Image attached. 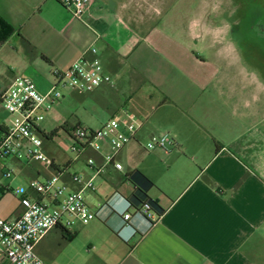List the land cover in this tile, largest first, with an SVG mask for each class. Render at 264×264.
<instances>
[{
  "label": "crops",
  "instance_id": "obj_1",
  "mask_svg": "<svg viewBox=\"0 0 264 264\" xmlns=\"http://www.w3.org/2000/svg\"><path fill=\"white\" fill-rule=\"evenodd\" d=\"M139 1L92 0L81 21L61 0H0V20L13 31L2 48L11 47L27 67L21 75L32 67L48 84L54 70H66L95 48L111 82L90 93L66 91L57 105L88 97L100 127L118 114H134L143 123L138 140L117 156L123 171L109 165L99 176L86 162L103 165L106 148L54 156L46 145L52 139L43 140V152L63 170L61 180L70 189H79L71 175L93 181L96 191L84 197L97 216L68 230L53 228L35 245V253L46 264H264V125L252 121L251 107L257 98L252 85L263 89L264 82L247 72L232 43L237 25L224 30L206 25L207 15L199 13L190 29L167 20L159 26L167 17L143 15L136 9ZM193 43L218 55L229 50L227 58L234 62L228 60L227 66H236L239 74H206L207 62ZM15 78L10 71L0 76V91ZM223 81L239 86L228 83L226 89ZM78 125L63 120L60 127L69 138ZM152 134H168L178 149L145 151ZM133 170L152 181L148 196L163 210L151 223L133 210L128 221L122 220L133 192L124 175ZM52 171L0 159V218L12 221L21 215L12 192L24 186L20 178L29 184ZM68 234L74 236L69 241Z\"/></svg>",
  "mask_w": 264,
  "mask_h": 264
},
{
  "label": "built area",
  "instance_id": "obj_2",
  "mask_svg": "<svg viewBox=\"0 0 264 264\" xmlns=\"http://www.w3.org/2000/svg\"><path fill=\"white\" fill-rule=\"evenodd\" d=\"M92 0H61L75 19L83 21L84 14ZM52 80L45 92H40L36 84L27 77L15 78L0 91V107L11 116L9 124L0 122V159L13 158L20 162L36 163L43 168L54 170L42 181L33 180L27 186L13 190L22 208L21 215L6 221L0 218V264H46L35 253V245L55 227L70 229L76 222L86 224L96 218L84 197L86 191L95 192L93 181L71 175V182L79 187L72 190L61 180L63 170L42 150L43 140L36 132L44 112L63 99L64 91L79 94L90 93L103 84L111 82L103 71L95 48H90L64 71L54 70ZM143 126L134 114L114 115L99 129L91 130L80 125L69 132V151L79 155L85 149L103 153V165L96 167L89 159L86 165L94 176L103 173L111 165L116 171H123L117 161L119 153L131 142L138 140ZM145 151H161L169 154L178 149L176 142L168 134H152L145 144ZM10 171L5 173L6 177ZM126 202L122 220L128 221L129 210ZM150 223L157 219L149 211L147 204L140 212Z\"/></svg>",
  "mask_w": 264,
  "mask_h": 264
},
{
  "label": "rangeland",
  "instance_id": "obj_3",
  "mask_svg": "<svg viewBox=\"0 0 264 264\" xmlns=\"http://www.w3.org/2000/svg\"><path fill=\"white\" fill-rule=\"evenodd\" d=\"M136 6V9L145 16L160 17L162 15L161 17H167L165 19L160 18L159 26H163V20H167L173 25L190 29L191 21L193 19L194 21L198 20L196 16H199V13L207 15L204 18L206 25L213 26L212 24H214L222 30L231 25H237V32L231 34L234 40L231 39L232 43L236 44L241 59L247 64L245 67L247 72L258 76L264 82V0H140ZM194 44H192L194 52L207 62L204 67L206 74L215 71L222 76L239 74L236 66H227L228 60H230L227 58L230 55L229 50H222L221 54L218 55L216 50H211L202 44ZM2 45L0 44V76H5L10 71L16 77L30 78L40 92H45L49 83H41L32 67H28L26 73L21 75L23 69L27 67L19 59H16L17 54H14L15 51L11 47H9L10 49L7 48L8 46L2 48ZM6 53L9 54L10 58H4ZM8 54L6 55L8 56ZM237 56L239 59L238 54ZM230 62L234 61L231 59ZM228 83L239 86L238 81H223L221 84L227 86L225 88L228 89ZM251 90L257 97L251 99L252 121L264 125V88L261 89V87L253 84ZM87 99L88 97L82 101L70 99L66 104L61 102V105L53 106L50 112L42 114V120L38 123L41 131L49 133L58 129L56 136L51 141L46 142L50 154L56 156L57 152L64 151L67 155H74L69 151L70 139L60 129L63 120H66L69 126H74L77 121H80L82 126L89 124L94 130L100 127L98 121H94L96 115L87 103ZM10 120L11 116L0 107V122L9 124ZM122 163L125 164L123 160ZM43 179L39 176L36 178L39 181ZM19 183L24 186L28 184L24 178H20Z\"/></svg>",
  "mask_w": 264,
  "mask_h": 264
},
{
  "label": "trees",
  "instance_id": "obj_4",
  "mask_svg": "<svg viewBox=\"0 0 264 264\" xmlns=\"http://www.w3.org/2000/svg\"><path fill=\"white\" fill-rule=\"evenodd\" d=\"M13 34V31L10 27H8L2 20H0V44L5 43L8 38ZM24 45L30 49H32L31 45L24 41ZM43 58V57H42ZM63 130V128H60ZM2 131L0 127V132ZM36 132L41 137L42 140H51L54 138L58 132V129H55L49 133H45L40 129L36 128ZM68 132V131H66ZM124 180L128 182L133 188V192L131 196L127 199L130 207L136 212H140V209L143 205L147 204L149 207V211L154 213L157 218H159L162 214V209L159 207L158 203L152 200L148 196L149 190L154 186L152 181L148 179L142 172L139 170H133L124 175ZM74 236L72 234H68L67 241L71 240Z\"/></svg>",
  "mask_w": 264,
  "mask_h": 264
},
{
  "label": "water",
  "instance_id": "obj_5",
  "mask_svg": "<svg viewBox=\"0 0 264 264\" xmlns=\"http://www.w3.org/2000/svg\"><path fill=\"white\" fill-rule=\"evenodd\" d=\"M126 201V200H125Z\"/></svg>",
  "mask_w": 264,
  "mask_h": 264
}]
</instances>
